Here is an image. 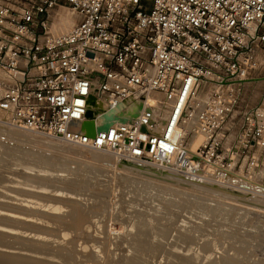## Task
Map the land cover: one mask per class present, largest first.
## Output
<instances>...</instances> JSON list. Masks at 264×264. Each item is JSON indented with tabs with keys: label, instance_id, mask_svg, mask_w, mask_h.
Masks as SVG:
<instances>
[{
	"label": "built area",
	"instance_id": "1",
	"mask_svg": "<svg viewBox=\"0 0 264 264\" xmlns=\"http://www.w3.org/2000/svg\"><path fill=\"white\" fill-rule=\"evenodd\" d=\"M67 13L76 23L58 30ZM261 51L264 0H0V111L31 133L230 183L264 157V90L244 95ZM112 110L125 121L98 131Z\"/></svg>",
	"mask_w": 264,
	"mask_h": 264
},
{
	"label": "rangeland",
	"instance_id": "2",
	"mask_svg": "<svg viewBox=\"0 0 264 264\" xmlns=\"http://www.w3.org/2000/svg\"><path fill=\"white\" fill-rule=\"evenodd\" d=\"M258 61H259V65L251 77L253 79H250L249 81H247L245 83V87H244V95L246 97V100L248 102H250V104L258 103L257 101H259V97L264 90V51H261L260 54L258 55ZM2 115L5 116L7 119L5 117H3ZM6 115H5V113L0 111V120L3 121V122L0 121V123L8 125V127H10L9 129L12 128V134L15 132L16 133L21 132L23 134L34 135L35 137H38V138H32V139H25L24 140L22 137L19 138L15 134L11 135V134H8L6 132L2 133L0 131V136H1L0 137V156L2 155L1 153H3V151H5V147L7 145H9V146L12 145L11 147L7 146L11 149H12V147H16V148H14V150L16 149V151L17 150L22 151V152H15L14 151V152H12L13 155L11 154L12 157H15L14 159H16V160L21 159V160H19L20 162H17L16 160L13 161L11 159H9V160L7 159V161L4 164L2 163L3 165L0 162V169L10 171L7 173L9 175L7 176L6 183H5V181L3 182V185L5 188H3V187L0 188V191H2V192H0V200H1L0 202L2 203V204L0 203V206H2V207H0V212L2 210L3 213H6V214L9 213V215H12V216L15 215V213L17 212L18 215L17 214L16 215L20 216V218H23L22 215L24 214V217H26L27 219L29 218V220H31V221L36 220L35 222H37L36 227H37L38 234H40V233L41 234L51 233V234H54V236L58 235L57 237L52 238V235L50 234V236L47 237L49 240L46 238V241L48 240L47 242H50L49 247L53 248V250L56 249L55 251L58 250L61 253L64 252V254L65 253L67 254V255L65 254V257H64V260L67 261L66 264H68L70 262L76 263V264H125L126 262H127L126 264H141L140 262H136V261L131 262L130 260H128L129 256H131L133 254L132 251H134L133 250V244L131 242L132 237L131 236L129 237L128 235H132V233L134 234L136 232L135 230H133L131 228L132 226L129 227V224L137 226V224L135 225V222L132 224L133 221H130V220L131 219L132 220L135 219V221H137L138 219L140 220V218H141L140 216L142 214H143L142 216H148L149 219H152L150 221H147V224H148V222L151 223V221L153 223H156V225L158 223L157 226L162 224L161 225L162 226L161 231L163 230V232H160V230H158L156 228H161V226L155 227L156 225L153 223H151L154 225L153 229H156V231L153 230L154 232L149 231V228L152 227L151 224L146 226L148 228V232H150L152 234V235L151 234L149 235V233L147 232V234L150 237L146 236V238H144L145 240L148 241L147 243H149V240L151 243V245L149 244L150 247H149L148 251L152 252V253L148 252L149 258L147 259V261L149 260V262H147V264L148 263L149 264H156V262H158L157 264H163V263L165 264L168 260L167 255L171 252L174 254V252L176 253L177 251H180L177 248V247H180V245H182V246L179 249H181V251L185 255L186 254L189 255V256H187V255L186 256L189 259L192 258V259H190V261L192 260L193 262L191 261V263H189L190 262L189 259H186V262H185L184 257L186 258V256H183V258H182L183 253L179 254V252H177L176 257H175L176 260L174 259V264H177V263L178 264H193V263L194 264H196V263L200 264V262L202 264V262L207 261V259L204 258L205 253H203L204 260L201 259V256H202L201 254L199 256L200 258L198 257V254L195 256L194 254H196V252L199 250L200 246H198V248H197L198 250H196V247H194V246H197V243H199L198 245H201V247L202 246L204 247L206 245L204 243H207V246H208V245H210L209 240L211 241V238H212V241L210 243L213 244V242L216 241V243L213 244L215 247L210 246L211 248H213V251L216 249L215 250L216 253H213L214 255L212 254V258L211 257H209V258L211 260H214L213 258H215L216 260L219 259L218 260L219 264H226V262L229 264V261H226L227 259L230 260L231 264L233 262L236 264H264V157L263 156L261 157L262 160L260 162V166L258 168L256 167V169H254V170L253 169L247 170V168L244 167V165H242L240 167L237 166L236 172H238V175H236V177L234 176L235 178H233L230 183H219L216 181L214 182L212 180L209 181V179H207V178L201 179L200 177L196 178V177H191V176H184V175H180V174L170 172L167 170L157 169L158 170L157 171L156 168L154 169L153 167H151V168L148 167L150 165H147L145 167L142 166L143 169L144 168L146 169V170H144L146 172L143 174L142 172L138 173V172H133L131 170L129 171V170L122 168L123 166L121 165V163H131V162L123 161V160H121V158H117L116 155L113 153L103 151L100 149H91V148L87 149L86 147L67 143V142H63L61 140L52 138V137L44 135V134H38V133H34V132L31 133V131H28V130H22L21 131V129H18L9 123L8 117ZM13 129H15V130H13ZM14 136L16 137V139ZM48 138L53 140V143H55L54 146L49 145L47 142H45V139H48ZM42 139H44V140H42ZM195 146H194V148H195ZM68 149H70V150H68ZM24 150H25V153L23 152ZM81 151H83V152H81ZM93 151H100V153L106 154V158L104 159L102 164L98 165V163L94 162V160L92 158V156H93L92 152ZM64 154L70 157L69 161H71V162H65L64 163L63 161H61L62 155H64ZM91 154H92V156H90ZM107 154L109 156H107ZM58 155H59V157H58ZM111 155H113V156H111ZM263 155H264V153H263ZM18 156H20V157H18ZM88 160H89V164L87 162ZM91 160H93V161H91ZM48 161L50 163H48ZM90 162H92V164H90ZM12 163H13V165L14 164L15 165L13 166ZM93 164H96V165H93ZM48 165H50V166H48ZM62 165H63V167H62ZM143 165H146V164H143ZM12 166L14 167V170L17 168V166H19L20 169H18V168L16 169L18 173L13 171ZM59 170H61V171H59ZM12 171H13L14 175H13V173H12V175L10 174ZM25 171H26V173H25ZM141 171H143V170H141ZM151 171L157 172L160 176L155 177L154 175H152V173L150 175L149 172H151ZM15 173L18 176H16ZM34 173L37 175H35ZM27 175H29V176H27ZM12 176L16 177L17 179L15 180V178ZM37 176H39V177H37ZM28 177L29 178L31 177V180H36V182H33L34 187H30V184L32 183V181L31 180L29 181ZM25 178H27V179H25ZM41 179H42V181H41ZM19 180H21L20 181L21 183L19 182ZM11 181H12V183H11ZM37 181H39V182H37ZM17 182H19V183H17ZM40 183L41 184L44 183L45 185L44 184L41 185ZM8 187H9V189H8ZM25 188H26V190H25ZM33 188H36V189H33ZM23 190L25 192H28L29 190H30V192L31 191L33 192L35 190V192L38 191L39 193L45 194L49 197L53 196V198H55V199L59 198V196H60V198L57 200L62 201L61 204L64 205V209H62V210H64V211H62L60 213L59 212L60 210H58V209L61 206L60 205H57V206L54 205L55 202H52V201H50L48 203L42 202L46 206H44L41 203H38L41 201H37V203L35 204L36 201L34 198H32L28 195H27L28 196L27 197L26 194L23 196V193H24ZM20 191L23 193H20ZM93 191H94V193H93ZM48 193L51 194V196ZM5 194L7 196H5ZM1 195H2V197H1ZM11 195L12 196L15 195L14 197H16L18 199H16V198L11 199L12 198ZM9 196H11V197H9ZM29 197L31 199H34L33 200L34 202H32V201L30 202L31 199ZM53 198H50V199L47 198V201H48V199L53 200ZM19 199H21L20 204H18L19 206H21L20 211H18L19 209H15L16 207H14V203L15 204L19 203V202H17V201H20ZM96 199L99 201H97ZM8 200H10V201L8 202ZM12 200H14V202ZM28 200L30 203L28 202ZM22 201H25V202H22ZM11 202H13V203H11ZM8 203H10V204H8ZM6 204H7V206H6ZM52 204L54 205V207ZM40 205H43V206H40ZM50 205H52V206H50ZM66 205L68 207H66ZM8 206L11 208H9ZM34 206H36L38 209ZM13 207L15 209L14 212L16 211L15 213L12 211L10 212V210L13 209ZM24 207H26L25 210H24ZM33 208H35V210H32ZM42 208L44 210H42ZM30 209L33 212L35 211L34 214L36 216L34 214H32L33 212L31 213L33 220L30 219V217L25 216V214L28 215L30 213ZM93 209H95V210H93ZM218 209L221 212L220 211L216 212V210H218ZM5 210H7V211H5ZM22 210H23V214H20V212H22ZM27 210H29V213H24V211L27 212ZM37 210H39V211L41 210L40 214L38 213L39 211H37ZM91 210H93V211H91ZM134 210L135 211L140 210V212H137L138 215L139 214L140 215L137 216V213L134 214ZM153 210H154L156 216L154 215ZM141 211L143 212L142 214H141ZM144 211H145L146 215L144 214ZM128 212L129 213L132 212V214H134L133 216H137V217L134 218L132 216V214L130 216ZM148 212H150V213L147 214ZM31 214L29 216H31ZM123 214L127 215V216H124ZM47 215L50 216L51 221L53 222L52 223L53 225H50L51 221L49 218L48 219L50 222H48V219H47L48 216ZM76 215H78L79 217H81V216L82 217L79 218L78 216L76 217ZM128 215L131 218L130 220L127 219ZM37 216L42 218L43 220L42 219L38 220L40 218H38ZM56 216H58V217H56ZM69 216H70V218H69ZM121 216H123V217H121ZM74 218H76V219H74ZM155 218H156V220L158 219L159 221H157V222L154 221ZM45 219H47V220H45ZM149 219L147 218V220H149ZM2 220H0V223ZM63 220H65V222ZM128 220L130 221L129 224H127L129 222ZM16 221H19V220L13 221L12 227L8 224L3 223L5 225L4 226L1 223L0 228H2L3 226L6 227V229L3 227L5 229L6 234L8 232L7 230L9 229V232H8L9 234H7V235L10 236V233H11V237H10L11 239H14V238H12V235L16 234V235H14L15 240H19V241L21 240L24 243H29V242L34 243L35 241H31V240L28 241L27 239L22 240V237H20V233L21 232L23 233V231L26 233L28 231L26 233V234H28L31 231L30 235L29 234L28 235L30 238H32L34 235V232L32 231V229H35L36 227L34 228L31 226L32 228H28L26 231L25 230L26 228L23 226L24 224L21 223L22 224L21 225V224H19L20 222L17 223ZM126 221H127L126 224L128 227H126V225L124 226V223ZM14 222L21 225L25 229L24 228L22 229V227L18 228V227H20L19 225H18V227H16L17 224L15 226ZM47 222H48V224H47ZM160 222H161V224H159ZM42 223L45 225L42 226ZM101 223H103L104 225ZM48 225H50L54 228L51 227L52 229L51 228L49 229ZM7 227H10L12 229L10 230V228H7ZM13 228H15V229L13 230ZM123 228H125L127 230V232H124L126 230ZM182 228H183V230H181ZM185 228L187 230L189 229V232H192L193 234L196 232L197 233L195 235L190 233L193 236H191L190 234L187 235L189 232H186ZM195 228H197L198 231H196ZM4 229H0V234L3 233ZM20 229H22V230H20ZM1 230H2V232H1ZM150 230H152V229L150 228ZM194 230L196 232H194ZM14 231H15V233H14ZM41 231H44V232H41ZM18 232H19V234H18ZM177 232L180 234L178 235ZM126 233H130V234L127 235ZM161 233H163V234H161ZM174 233L178 235V238L176 236L175 241H173L175 236L172 235ZM6 234L3 233L2 235H3V237L8 238L9 236L7 237ZM26 234H22V235L28 238V235H26ZM55 234H57V235H55ZM156 234L159 236H155ZM17 235H19V236H17ZM31 235H32V237H31ZM124 235H125V237H127L129 239L127 240V238H125ZM180 235H182V237H183V235L185 237L191 236L190 238H192L193 241H192V239L188 240V238H187L188 241L186 240V238L182 240L179 237ZM214 235H215V237H214ZM172 236H174V238ZM206 236H207V238H206ZM210 236H212V237H210ZM157 237L159 238V241H157V239H158ZM160 237H162V238H160ZM163 237H165V238H163ZM149 238H151V239H149ZM202 238H205L203 240H205L206 242L203 243ZM54 239H56L55 241H57V242L53 241ZM152 239H153V241L154 240L155 241L153 242ZM51 240L54 243L51 242ZM160 240H164V241H161V243H160ZM217 240L219 241L220 244L217 243L218 242ZM170 241L171 242L173 241L172 246L177 243V245H175L176 249L172 248ZM183 241H184V244H186L188 246H190V244H193L194 246L192 245L190 247H191V249L193 247L192 250H194V248H195L196 251L194 250L192 252L190 247L182 244ZM190 241H192V242H190ZM224 241L226 243H224ZM180 242H181V244H178ZM187 242L189 244H187ZM233 242H234V244H233ZM127 243H128V245H126ZM159 244H161V245H159ZM216 244H217V246H216ZM218 244H219V247H218ZM224 245H225V247H224ZM61 246H63V247H61ZM128 246L131 250L128 249ZM185 246L187 248H189V249H187V251L185 250L186 253L183 249V248H185ZM220 246H222V247H220ZM170 247H171V249H169ZM10 248H11V250H13V249L16 250L15 247H9L8 249H10ZM226 248H227V250H225ZM172 249H174L176 251H173ZM11 250H9V251H11ZM18 250L20 252L24 253L23 248L20 247V248H18ZM127 250L129 251V253ZM154 250H156V251H154ZM25 251L29 252V253H35L36 255H38L36 252H32L26 248H25ZM136 251H134V254ZM222 251H224V252H222ZM69 252H71V253H69ZM158 252H159V255H158ZM188 252L191 253V257H190V253H188ZM74 253H75V257L73 258ZM155 253H156V255L154 256L153 254H155ZM192 253L195 257L200 259V262H198L199 259L197 260V258L195 261L193 260L195 257L192 255ZM223 253L225 254V257H224ZM238 253H241V254H238ZM42 255L43 254H41V256ZM230 255H233V257H236L237 255L238 256H237V258H234V259L232 258V260H231ZM239 255H242L243 259ZM70 256H71V258H70ZM159 256H161L163 258H160ZM151 257H153V258H151ZM217 257H218V259H217ZM125 258H127V260H125ZM159 258H160V260H159ZM209 258H208V260H209ZM225 258H226V260H225ZM161 259H162V262H161ZM239 261H240V263H239ZM152 262H154V263H152ZM182 262H184V263H182ZM209 262H210V260H209ZM205 263L206 262H204L203 264H205Z\"/></svg>",
	"mask_w": 264,
	"mask_h": 264
},
{
	"label": "bare ground",
	"instance_id": "3",
	"mask_svg": "<svg viewBox=\"0 0 264 264\" xmlns=\"http://www.w3.org/2000/svg\"><path fill=\"white\" fill-rule=\"evenodd\" d=\"M76 19H77V15L76 14H63V15H61V17H59V19H58V24H57V28H58V30H66V29H68V28H70L74 23H76ZM153 100V99H152ZM4 115V114H3ZM2 115V116H3ZM6 115V114H5ZM1 116V117H2ZM3 117H5V116H3ZM6 118V117H5ZM3 119V118H2ZM7 119V118H6ZM0 121H2V120H0ZM3 122V121H2ZM90 126V125H89ZM10 127H8V125H5V124H3V123H0V131L2 132V133H4V132H6V133H8V134H11V135H16L17 137H22L24 140L25 139H32V138H38V137H35L34 135H28V134H23V133H21V132H15V133H13L12 134V128L11 129H9ZM18 129H20V128H18ZM13 130H15V129H13ZM23 129H21V131H22ZM14 132V131H13ZM1 137V136H0ZM15 137V136H14ZM11 138V137H10ZM15 139H16V137H15ZM22 139V140H23ZM18 140V139H17ZM42 140H44V139H42ZM205 140V136L203 135V134H199L197 137H196V139H194L193 141H194V143L195 142H198L199 143V141H204ZM15 141V140H14ZM23 142V141H22ZM28 142V141H27ZM26 142V143H27ZM45 142H47L49 145H55V143H53V140L52 139H45ZM55 142V141H54ZM64 144V143H63ZM62 144V145H63ZM57 145V144H56ZM67 145V144H66ZM196 145V144H195ZM7 146H9V145H7ZM5 147V151H3V153H1L2 155L0 156L1 158H0V162H1V164L3 163H5L6 161H7V159L9 160V159H11V160H16V159H14L15 157H12V152H22V151H16V149L14 150V148H16V147H12V149L11 148H9V147H11V146H9V147ZM58 147V146H57ZM64 148V147H63ZM67 148V147H66ZM22 149V148H21ZM23 150V149H22ZM63 150V149H62ZM68 150H70V149H68ZM24 153H25V150L23 151ZM65 152V151H64ZM81 152H83V151H81ZM91 152V151H90ZM94 152V153H93ZM92 152V154H93V156H92V154L90 155V156H92V158H93V160H94V162H96V163H98V165L99 164H102V162L104 161V159L106 158V154H103V153H100V151H93ZM12 154V155H11ZM29 154V153H28ZM66 154V153H65ZM62 155V159H61V161H63L64 163L65 162H71V161H69V159H70V157L69 156H67V155ZM68 154V153H67ZM77 154V153H76ZM16 155V154H15ZM14 155V156H15ZM18 155V154H17ZM22 155V154H21ZM20 155V156H21ZM61 155V154H60ZM84 155V154H83ZM20 156H18V157H20ZM32 156V155H31ZM85 156V155H84ZM105 156V157H104ZM107 156H109L108 154H107ZM111 156H113V155H111ZM17 157V156H16ZM22 157V156H21ZM58 157H59V155H58ZM69 157V158H68ZM61 158V157H60ZM68 158V159H67ZM117 158H119V157H117ZM18 159V158H17ZM109 159V158H108ZM19 160H21V159H19ZM19 160H16L17 162H20ZM37 160V159H36ZM51 160V159H50ZM86 160V159H85ZM93 160H91V161H93ZM122 160V159H121ZM15 161V162H16ZM47 161V160H46ZM77 161V160H76ZM123 161H126V162H131V163H121V165L123 166L122 168H124V169H126V170H131V171H133V172H142L143 174L146 172V171H144V170H146L145 168L143 169V167L142 166H147V165H143V164H141V163H136V162H132V161H128V160H126L125 158L123 159ZM45 162V161H44ZM62 162V163H63ZM88 162V164H89V160L87 161ZM86 162V163H87ZM93 162V163H94ZM46 163V162H45ZM48 163H50L49 161H48ZM2 164V165H3ZM23 164V163H22ZM61 164V163H60ZM90 164H92V162H90ZM12 165H13V163H12ZM15 165V164H14ZM13 165V166H14ZM29 165V164H28ZM35 165V164H34ZM86 165V164H85ZM93 165H96V164H93ZM5 166V165H4ZM8 166V165H7ZM12 166V168H13V171L14 172H17V168L18 169H20L19 168V166H17V168L14 170V167ZM46 166V165H45ZM48 166H50V165H48ZM67 166V165H66ZM87 166V165H86ZM6 167V166H5ZM32 167V166H31ZM62 167H63V165H62ZM72 167V166H71ZM148 167H152L151 165L150 166H148ZM2 168V167H1ZM4 168V167H3ZM8 168V167H7ZM11 168V167H10ZM68 168V167H67ZM85 168V167H84ZM154 169H155V167H153ZM22 169V168H21ZM30 169V168H29ZM123 169V170H124ZM158 168H156V170H157ZM24 170V169H23ZM32 170V169H31ZM141 170H143V171H141ZM160 170H162V169H160ZM13 171L10 173L11 175H12V173H13ZM59 171H61V170H59ZM66 171V170H65ZM73 171V170H72ZM158 171V170H157ZM8 172H10L9 170H4V169H0V188L1 187H3V188H5L4 187V185H3V182L5 181V183H6V181H7V176L9 175V174H7ZM21 172V171H20ZM28 172V171H27ZM128 172V171H127ZM18 173V172H17ZM25 173H26V171H25ZM51 173V172H50ZM151 173H152V175H154L155 177L157 176H160L157 172H155V171H151V172H149V174L151 175ZM20 174V173H19ZM28 174V173H27ZM35 174V173H34ZM178 174V173H177ZM13 175H14V173H13ZM15 175L16 176H18L16 173H15ZM26 175V174H25ZM35 175H37V174H35ZM47 175V174H46ZM180 175H183V174H180ZM27 176H29V175H27ZM48 176V175H47ZM73 176V175H72ZM149 176V175H148ZM184 176H186V175H184ZM12 177H14V176H12ZM37 177H39V176H37ZM49 177V176H48ZM15 178V180L17 179L16 177H14ZM160 178V177H159ZM196 178H199V177H196ZM9 179V178H8ZM20 179V178H19ZM25 179H27V178H25ZM28 179H29V181L31 180V177L29 178L28 177ZM40 179V178H39ZM201 179H203V178H201ZM22 180V179H21ZM21 180H19V182L21 181ZM75 180V179H74ZM152 180V179H151ZM206 180V179H205ZM28 181V180H27ZM26 181V182H27ZM32 181V183L30 184V187H34V185H33V182H36V180H31ZM41 181H42V179H41ZM209 181H210V179H209ZM213 181V180H212ZM16 182V181H15ZM19 182H17V183H19ZM23 182V181H22ZM25 182V183H26ZM37 182H39V181H37ZM44 182V181H43ZM92 182V181H91ZM215 182V181H214ZM11 183H12V181H11ZM21 183V182H20ZM54 183V182H53ZM28 184V185H29ZM41 184V183H40ZM44 184V183H43ZM43 184H41V185H43ZM14 185V184H13ZM45 185V184H44ZM47 185V184H46ZM139 185V184H138ZM7 187V186H6ZM36 187V186H35ZM45 187V186H44ZM15 188V187H14ZM40 188V187H39ZM56 188V187H55ZM217 188V187H216ZM8 189H9V187H8ZM12 189V188H11ZM32 189V188H31ZM30 189V190H31ZM33 189H36V188H33ZM25 190H26V188H25ZM30 190L28 191V192H25L24 190V193L23 192H21L20 191V193H23V196L26 194V196L28 195V196H30V197H32V198H34L35 199V204L37 203V201H41V202H38V203H41V204H43L42 202H45V203H48V202H50V201H52V202H55L54 203V205H60L59 207V209L58 210H60L59 212L61 213L62 211H64V210H62V209H64V205L63 204H61L62 203V201L61 200H57V199H59L60 198V196H59V198H57V199H55V198H53V196H51V194H49L51 197H49V196H47V195H45V194H41V193H39L38 191H36L35 192V190L32 192H30ZM224 190V189H223ZM12 191V190H11ZM143 191V190H142ZM222 191V190H221ZM0 192H2V191H0ZM43 193V192H42ZM93 193H94V191H93ZM100 193V192H99ZM7 194V193H6ZM5 194V196H7ZM98 194V193H97ZM9 195V194H8ZM21 195V194H20ZM12 196V195H11ZM11 196H9V197H11ZM15 196V195H14ZM14 196H12V198L11 199H15L16 197H14ZM18 196V195H17ZM22 196V195H21ZM27 196V197H28ZM1 197H2V195H1ZM20 197V196H19ZM29 197V198H30ZM95 197V196H94ZM97 197V196H96ZM141 197V196H140ZM144 197V196H143ZM47 198H53V200H49L48 199V201H47ZM62 198V197H61ZM145 198V197H144ZM9 199V198H8ZM16 199H18V198H16ZM31 199V198H30ZM34 199H31L30 200V202L32 201V202H34L33 200ZM55 199V200H54ZM63 199V198H62ZM100 199V198H99ZM20 201H17V202H19V203H14V207H16L15 209H19L18 211H20L21 209H20V207L21 206H19L18 204H20V202H21V199H19ZM74 200V199H73ZM81 200V199H80ZM97 200V199H96ZM1 201V200H0ZM10 200H8V202H9ZM13 202H14V200H12ZM69 201V200H68ZM97 201H99V200H97ZM96 201V202H97ZM102 201V200H101ZM100 201V202H101ZM4 202V201H3ZM13 202H11V203H13ZM22 202H25V201H22ZM28 202H29V200H28ZM29 202V203H30ZM51 202V203H52ZM58 202V203H57ZM80 202V201H79ZM1 203V202H0ZM68 203V202H67ZM78 203V202H77ZM82 203V202H81ZM2 204V203H1ZM8 204H10V203H8ZM24 204V203H23ZM32 204V203H31ZM44 206H46L45 204H43ZM43 205H40V206H43ZM53 205V204H52ZM52 205H50V206H52ZM54 205H53V207H54ZM6 206H7V204H6ZM10 206V205H9ZM8 206V207H9ZM12 206V205H11ZM48 206V205H47ZM75 206V205H74ZM80 206V205H79ZM82 206V205H81ZM216 206V205H215ZM214 206V207H215ZM0 207H2V206H0ZM14 207H13V209H11L10 210V212L12 211V212H14ZM34 207H36V206H34ZM52 207V208H53ZM66 207H68L67 205H66ZM77 207V206H76ZM9 208H11V207H9ZM23 208V207H22ZM31 208V207H30ZM37 208V207H36ZM92 208V207H91ZM217 208V207H216ZM2 209V208H1ZM6 209V208H5ZM8 209V208H7ZM26 209V207H24V210ZM28 209V208H27ZM38 209V208H37ZM57 209V208H56ZM144 209V208H143ZM158 209V208H157ZM221 209V208H220ZM9 210V209H8ZM32 210H35V208H33ZM31 209H30V213H29V210H27V212L26 211H24V213H29L28 215H26L25 214V216H27V217H30V219H32L33 220V218H32V214H34V212L32 211ZM42 210H44L43 208H42ZM53 210V209H52ZM67 210V209H66ZM93 210H95V209H93ZM93 210H91V211H93ZM4 211V210H3ZM5 211H7V210H5ZM37 211H39V210H37ZM36 211V212H37ZM103 211V210H102ZM130 211V210H129ZM217 211H220L219 209L218 210H216V212ZM1 212H2V210H1ZM0 212V220H2L1 221V223H2V225H4L3 223H5V224H8V225H10L11 227H12V223H13V221H15V220H19V221H16L17 223H19V224H24L23 226L26 228H24V227H22L21 225H19V224H17V223H15V226H16V224H17V226L16 227H18V225L20 226V227H18V228H21L22 227V229L24 228L26 231H27V229L28 228H32V227H36V225H37V222H35L36 220H34V221H31V220H29V218L27 219L26 217H24V214H23V210H22V212H20V214H23L22 216H23V218H20V216H17L18 214H17V212L15 213V215H9V213H1ZM9 212V211H8ZM33 212V213H32ZM40 212H41V210L38 212L39 214H40ZM137 212H140V210H138V211H135L134 210V214L135 213H137ZM153 212H154V210H153ZM215 212V213H216ZM221 212V211H220ZM219 212V213H220ZM19 213V212H18ZM32 213V214H31ZM47 213V212H46ZM57 213V212H56ZM98 213V212H97ZM129 213V212H128ZM143 212L141 211V214H142ZM150 212H148L147 214H149ZM152 213V212H151ZM159 213V212H158ZM17 214V215H16ZM19 214V215H20ZM31 214V216H29ZM38 214V215H39ZM42 214V213H41ZM131 214H132V212L131 213H129V215L131 216ZM134 214H132V216L134 215ZM144 214L146 215V213H145V211H144ZM160 214V213H159ZM158 214V215H159ZM35 215V214H34ZM33 215V216H34ZM79 215V214H78ZM78 215H76V217L78 216ZM82 215V214H81ZM101 215V214H100ZM124 215V214H123ZM129 215H128V217H127V219H131L130 217H129ZM140 215V214H139ZM138 215V213H137V216H139ZM143 215V214H142ZM140 216L141 218H140V220L138 219L137 221H135V219L134 220H130V221H133L132 222V224L135 222V225L137 224V226H134V225H130L129 223H130V221L127 223V221L124 223V226L126 225V227H128L127 226V224H129V227L130 226H132L131 228L133 229V230H135L134 232V234L132 233V235H128V234H130V233H126L129 237L131 236L132 238V244H133V250L134 251H136L135 252V254H134V251H132V255L131 256H129V259L128 260H130L131 262H140L141 264H147V262H149V260L147 261V259L149 258L148 257V250H149V244L151 245V243H150V240H149V243H147L148 241L147 240H145L144 238H146V236H148V237H150L149 235L151 234L150 232H148V228L146 227L147 225H149V224H151V223H153L152 221H151V223L150 222H148V224H147V221H150V220H152V219H149V217L148 216ZM154 215H155V212H154ZM220 215V214H219ZM36 216V215H35ZM48 216V217H47ZM46 217H47V219L49 218L50 219V221H51V218H50V216L49 215H47ZM75 216V215H74ZM124 216H127V215H124ZM137 216H133L134 218H136ZM150 216V215H149ZM156 216V215H155ZM38 217V216H37ZM54 217V216H53ZM56 217H58V216H56ZM72 217V216H71ZM79 217V216H78ZM82 217V216H81ZM81 217H79V218H81ZM121 217H123V216H121ZM149 219V220H147V218ZM35 218V217H34ZM38 218H40V217H38ZM69 218H70V216H69ZM99 218V217H98ZM103 218V217H102ZM157 218V217H156ZM156 218L154 219V221H159L158 219L156 220ZM42 218H40V219H38V220H41ZM47 219H45V220H47ZM49 219H48V222H50L49 221ZM74 219H76V218H74ZM92 219V218H91ZM43 220V219H42ZM44 220V221H45ZM59 220V219H58ZM54 221V220H53ZM64 222H65V220H63ZM75 221V220H74ZM119 221V220H118ZM125 221V220H124ZM123 221V222H124ZM42 222V221H41ZM40 222V223H41ZM46 222V221H45ZM48 222H47V224H48ZM1 223H0V225H1ZM53 222L51 221V223H50V225H53L52 224ZM127 223V224H126ZM55 224V223H54ZM101 224H103V223H101ZM153 224H155L156 225V223H153ZM153 224H151L152 225V227H150L152 230H150V228H149V231H153V230H155L156 231V229H158V230H160V232H163V230L161 231V229H162V224H161V222L159 223V224H161V225H159V226H157L158 225V223H157V225L155 226V227H160L161 226V228H156V229H153ZM43 225H45V224H43L42 223V226ZM50 225H48L49 226V229L52 227V226H50ZM100 225V224H99ZM104 225V224H103ZM5 226V225H4ZM3 226V227H4ZM30 226V227H29ZM32 226V227H31ZM102 226V225H101ZM165 226V225H164ZM0 228V229H6V227H4V228ZM45 227V226H44ZM7 228H10V227H7ZM52 228H54V227H52ZM51 228V229H52ZM58 228V227H57ZM100 228V227H99ZM103 228V227H102ZM166 228V227H165ZM184 228V227H183ZM183 228L181 229V230H183ZM5 229H4V231H3V233L4 234H6L5 233ZM12 228H10V230H11ZM15 228H13V230H14ZM22 229H20V230H22ZM45 229V228H44ZM43 229V230H44ZM123 229H125V228H123ZM128 229V228H127ZM17 230V229H16ZM19 230V229H18ZM102 230V229H101ZM104 230V229H103ZM126 230V229H125ZM131 230V229H130ZM157 230V231H158ZM166 230V229H165ZM185 230H186V232H189V229L187 230L186 228H185ZM191 230V229H190ZM195 230L196 231H198V229L197 228H195ZM194 230V232H196ZM8 232H9V229L7 230ZM32 231L34 232V235H33V237H32V235H31V237L32 238H30L29 237V235H30V232L28 233V234H26L24 231H23V233L22 234H26V235H28V238L27 237H25V236H23L21 233H20V237H22V240L23 239H27L28 241L29 240H31V241H35L34 243L32 242V243H24V242H22L21 240L19 241V240H15V236L14 235H16V234H14V235H12V238H14V239H11L10 237H11V233H10V236L9 235H7V234H9L8 232H7V234H6V236L8 237V238H5V237H3V233H1L0 235L2 236H0V264H59L60 262L62 263V264H66V262L67 261H65L64 260V257H65V254H64V252H60V251H55V250H53V248H51V247H49V243L50 242H47L49 239L47 238V237H49L50 236V234L51 233H49V234H38V232H37V227L35 228V229H32ZM1 232H2V230H1ZM13 232V231H12ZM20 232V231H19ZM19 232H18V234H19ZM32 232V233H33ZM41 232H44V231H41ZM47 232V231H46ZM119 232V231H118ZM123 232V231H122ZM124 232H127V230L126 231H124ZM129 232V231H128ZM147 232L149 233V235L147 234ZM154 232V231H153ZM152 232V233H153ZM14 233H15V231H14ZM61 233V232H60ZM178 233V232H177ZM190 233H192V232H189L187 235H189ZM197 233V232H196ZM196 233H192L193 235H195ZM207 233V232H206ZM210 233V232H209ZM13 234V233H12ZM122 234V233H121ZM125 234V233H124ZM154 234V233H153ZM158 234V233H157ZM155 235V236H159V235ZM161 234H163V233H161ZM160 234V235H161ZM165 234V233H164ZM167 234V233H166ZM180 233H178V235H179ZM183 234V233H182ZM192 234H190L191 236H193ZM211 234V233H210ZM52 235V238H54V237H57L58 235L57 234H55V235H57V236H54V234H51ZM117 235V234H116ZM152 235V234H151ZM172 235H174L175 236V238H174V236H172L174 239H173V241H175L176 240V236H177V238H178V235L177 234H172ZM185 235V234H184ZM183 235V237H182V235H180L179 237H180V239H185L186 238V240H187V238H188V240H191L192 238H190V237H185ZM212 235V234H211ZM17 236H19V235H17ZM121 236V235H120ZM162 236V235H161ZM167 236V235H166ZM124 237H125V235H124ZM152 237V236H151ZM154 237V236H153ZM182 237V238H181ZM210 237H212V236H210ZM214 237H215V235H214ZM46 238L48 239L47 241H46ZM125 238H127V237H125ZM158 238V237H157ZM160 238H162V237H160ZM163 238H165V237H163ZM168 238V237H167ZM190 238V239H189ZM206 238H207V236H206ZM129 238H127V240H128ZM148 239V238H147ZM149 239H151V238H149ZM203 239H205V238H202V240ZM210 239V238H209ZM216 239V238H215ZM225 239V238H224ZM56 239H54L53 241H55ZM187 240V241H188ZM207 240V239H206ZM220 240V239H219ZM223 240V239H222ZM52 240H51V242H53ZM124 241V240H123ZM152 241H153V239H152ZM155 241V240H154ZM153 241V242H154ZM157 241H159V238L157 239ZM161 241H164V240H160V243H161ZM169 241V240H168ZM172 241V242H173ZM181 241V240H180ZM185 241V240H184ZM184 241H183V243L182 244H184ZM192 241H193V239H192ZM192 241H190V242H192ZM211 241H212V238H211ZM210 240H209V244L210 245H208L207 246V243H204V242H206L205 240H203V243L204 244H206L204 247L202 246L201 247V245H198L199 243H197V246H194L193 244H190V246H194V247H196V250H198L197 248H198V246H200L199 247V250L196 252V254H194L195 256L198 254V257L200 256V254L202 255L201 256V259L202 260H204V258H206L207 259V261H204V262H206L205 264H219L218 263V257H217V259L218 260H216L215 258H213L214 260H211L209 257H211L212 258V254L213 253H216V249L213 251V248H211V247H213L214 245V243H216V241L215 242H213V244L212 243H210L211 242ZM214 241V240H213ZM218 241V240H217ZM221 241V240H220ZM230 241V240H229ZM55 242H57V241H55ZM126 242V241H125ZM166 242V241H165ZM171 242V241H170ZM172 242H171V246H172ZM178 242V241H177ZM228 242V241H227ZM54 243V242H53ZM186 243V242H185ZM202 243V244H203ZM217 243H219V241L217 242ZM224 243H226L225 241H224ZM20 244V245H19ZM59 244V243H58ZM168 244V243H167ZM170 244V243H169ZM178 244H181V242L180 243H178ZM187 244H189L188 242H187ZM212 244V245H211ZM220 244V243H219ZM219 244H218V247H219ZM233 244H234V242H233ZM51 245V244H50ZM126 245H128V243L126 244ZM154 245V244H153ZM158 245V244H157ZM159 245H161V244H159ZM175 245H177V243L176 244H174L173 246H172V248H175L176 249V247H175ZM184 245H186V244H184ZM183 245V246H184ZM222 245V244H221ZM227 245V244H226ZM17 246V247H16ZM71 246V245H70ZM156 246V245H155ZM166 246V245H165ZM182 245H180V247H181ZM186 246H188V245H186ZM185 246V248H183L184 249V251L186 250L187 251V249H189V248H187ZM190 246H188V247H190ZM211 246V247H210ZM216 246H217V244H216ZM9 247H15L16 248V250L15 249H13V250H11V248L10 249H8ZM23 248L24 249V253L23 252H20L19 250H18V248ZM61 247H63V246H61ZM159 247V246H158ZM161 247V246H160ZM164 247V246H163ZM180 247H177L178 248V250H180L181 251V249H179ZM215 247V246H214ZM217 247V248H218ZM220 247H222V246H220ZM224 247H225V245H224ZM25 248L26 249H28V250H30V251H32V252H36L38 255H36L35 253H29V252H26L25 251ZM55 248V247H54ZM168 248V247H167ZM8 249V250H7ZM128 249H130L129 248V246H128ZM169 249H171V247L169 248ZM190 249H191V247H190ZM192 249H193V247H192ZM191 249V250H192ZM235 249V248H234ZM9 250H11V251H9ZM15 250V251H14ZM65 250V249H64ZM75 250V249H74ZM131 250V249H130ZM157 250V249H156ZM156 250H154V251H156ZM167 250V249H166ZM173 251H176V250H174V249H172ZM194 250H195V248H194ZM194 250H192V252L194 251ZM195 250V251H196ZM225 250H227V248L225 249ZM232 250V249H231ZM55 251V252H54ZM128 251V250H127ZM152 251V250H151ZM180 251H177V252H179V254L180 253H183L182 251L180 252ZM186 251H185V253H186ZM189 251V250H188ZM237 251V250H236ZM26 252V253H25ZM67 252V251H66ZM131 252V251H130ZM164 252V251H163ZM177 252L175 253L174 252V254L171 252V253H169L168 255H167V257H168V260H167V262L165 263V264H174V259L176 260V254H177ZM222 252H224V251H222ZM227 252V251H226ZM232 252V251H231ZM68 253V252H67ZM69 253H71V252H69ZM128 253H129V251H128ZM149 253H152V252H149ZM162 253V252H161ZM188 253H190V252H188ZM203 253H205L204 254V258H203ZM41 254H43L42 256H41ZM73 254V253H72ZM131 254V253H130ZM163 254V253H162ZM167 254V253H166ZM178 254V255H179ZM224 254V253H223ZM227 254V253H226ZM230 254V253H229ZM236 254V253H235ZM234 254V255H235ZM238 254H241V253H238ZM67 255V254H66ZM125 255V254H124ZM154 256L156 255V253L155 254H153ZM158 255H159V252H158ZM182 255V254H181ZM187 255V254H186ZM184 253H183V255H182V258H183V256H186ZM192 255H193V253H192ZM193 255V256H194ZM214 255V254H213ZM228 255V254H227ZM72 256V255H71ZM71 256H70V258H71ZM126 256V255H125ZM150 256V255H149ZM153 256V257H154ZM163 256V255H162ZM187 256H189V255H187ZM186 256V258L184 257V259H185V262H186V259H189L188 257ZM194 256V257H195ZM209 258V260H210V262H209V260H208V258ZM222 256V255H221ZM229 256V255H228ZM231 256V260H232V258L234 259V258H237V256L236 257H233V255H230ZM239 256H241L242 257V255H239ZM75 257V253H74V256H73V258ZM153 257H151V258H153ZM160 258H163V257H161V256H159ZM178 257V256H177ZM190 257H191V253H190ZM224 257H225V254H224ZM227 257V256H226ZM150 258V259H151ZM155 258V257H154ZM160 258H159V260H160ZM196 258L197 257H195L193 260L195 261L196 260ZM200 258V257H199ZM199 258H197V260L199 259ZM229 258V257H228ZM239 258V257H238ZM183 259V260H184ZM190 259H192V258H190ZM190 259H189V261H190ZM205 259V260H206ZM241 259V258H240ZM242 259H243V257H242ZM58 260V261H57ZM125 260H127V258H125ZM153 260V259H152ZM158 260V261H159ZM201 260V261H202ZM225 260H226V258H225ZM236 260V259H235ZM154 261V260H153ZM178 261V260H177ZM192 261V260H191ZM191 261L189 262V263H191ZM224 261V260H223ZM226 261H229V264H231L230 263V260H226ZM124 262V261H123ZM160 262V261H159ZM161 262H162V259H161ZM193 262V261H192ZM197 262V261H196ZM198 262H200V259L198 260ZM204 262H202V264L204 263ZM237 262V261H236ZM242 262V261H241ZM60 263V264H61ZM71 264H76V263H72V262H70ZM70 263H68V264H70ZM86 263V262H85ZM127 263V262H126ZM125 263V264H126ZM152 263H154V262H152ZM158 262H156V264H157ZM182 263H184V262H182ZM221 263V262H220ZM238 263V262H237ZM239 263H240V261H239ZM149 264V263H148ZM164 264V263H163ZM178 264V263H177ZM194 264V263H193ZM196 264H198V263H196ZM200 264H201V262H200ZM226 264H228L227 262H226ZM232 264H236V263H232Z\"/></svg>",
	"mask_w": 264,
	"mask_h": 264
},
{
	"label": "water",
	"instance_id": "4",
	"mask_svg": "<svg viewBox=\"0 0 264 264\" xmlns=\"http://www.w3.org/2000/svg\"><path fill=\"white\" fill-rule=\"evenodd\" d=\"M89 115H91V112L88 113V116H89ZM103 117H104V118H103L102 123H101L99 126H97V128H96L98 131H101V130H107L108 127L112 124V122H113L114 120L125 121V119L119 117V116L116 114V112H115L114 110L105 113V114L103 115ZM89 125H90V126H89ZM84 126L87 128V131H88L89 133H93V132H94V124H93V123H91V122H86V123L84 124ZM242 185H243V184H242Z\"/></svg>",
	"mask_w": 264,
	"mask_h": 264
}]
</instances>
